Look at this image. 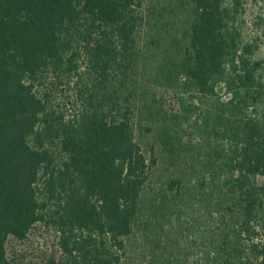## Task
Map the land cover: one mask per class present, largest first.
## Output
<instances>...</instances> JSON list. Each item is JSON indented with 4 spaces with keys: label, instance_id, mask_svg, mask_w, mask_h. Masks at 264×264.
I'll list each match as a JSON object with an SVG mask.
<instances>
[{
    "label": "trees",
    "instance_id": "trees-1",
    "mask_svg": "<svg viewBox=\"0 0 264 264\" xmlns=\"http://www.w3.org/2000/svg\"><path fill=\"white\" fill-rule=\"evenodd\" d=\"M178 74L211 100L215 264H264V65L240 0H186ZM142 0H0V264H124L154 158L135 139ZM222 85L226 99L215 98ZM66 87V89H65ZM73 91L72 113L55 94Z\"/></svg>",
    "mask_w": 264,
    "mask_h": 264
},
{
    "label": "rangeland",
    "instance_id": "rangeland-1",
    "mask_svg": "<svg viewBox=\"0 0 264 264\" xmlns=\"http://www.w3.org/2000/svg\"><path fill=\"white\" fill-rule=\"evenodd\" d=\"M186 0H142L132 74L133 129L148 159L154 158L141 192L124 264H215L214 250L225 229L221 202L224 169L205 123L211 100L187 88L178 64L184 42ZM243 33L258 44L264 65V0H240ZM66 89V87H65ZM73 91L55 94V105L72 113ZM226 99L222 85L215 98Z\"/></svg>",
    "mask_w": 264,
    "mask_h": 264
}]
</instances>
